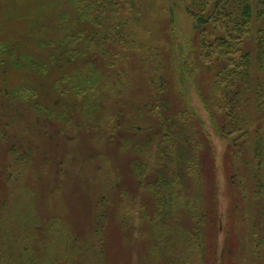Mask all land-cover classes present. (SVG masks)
<instances>
[{"label":"rangeland","instance_id":"rangeland-1","mask_svg":"<svg viewBox=\"0 0 264 264\" xmlns=\"http://www.w3.org/2000/svg\"><path fill=\"white\" fill-rule=\"evenodd\" d=\"M257 2L253 52L264 36ZM114 15L135 49L122 48L129 57L121 60L124 73L111 80L122 97L106 99L101 51L89 50L90 66L80 57L83 38L96 27L79 16L74 0H0L4 252L14 248L30 264H264V158L257 160L252 142L246 149L236 144L239 135L222 131L208 110L203 97H212L215 76L200 62L185 3L121 1ZM68 50L76 52L74 61L65 62ZM150 76L168 81L170 108L195 114L201 133L200 169L189 170L200 184L177 183V206L161 216L135 175V159L148 149L147 126L125 133L119 125L154 101ZM245 107L252 121L247 141L255 132L264 140V106L259 114L256 99ZM148 171L145 181L155 179Z\"/></svg>","mask_w":264,"mask_h":264},{"label":"trees","instance_id":"trees-1","mask_svg":"<svg viewBox=\"0 0 264 264\" xmlns=\"http://www.w3.org/2000/svg\"><path fill=\"white\" fill-rule=\"evenodd\" d=\"M74 1L79 7V16L85 18L92 27H96V30L92 28L93 33L89 35V38H83L86 46L80 57L90 66L93 60L88 56L89 50L92 52L91 50L95 47L97 51H101L100 56L105 59L102 67H105V77H107L103 81L104 96L106 99H109L112 94L122 97V89H115L111 80L115 78L118 82L121 81L120 75L124 73L121 64L129 57L123 53L125 50L122 48L127 47L133 50L135 47L133 44L130 46V42L122 32L121 25L115 22L114 14L120 12L121 1L130 0ZM183 2L189 16L196 22L195 44L199 49L200 62L207 69L213 70L215 76L211 83L212 97L209 96L208 99L203 97V100L213 119L224 126L221 128L222 131H228L229 128V135H239V142L236 141V144L246 149L252 142L253 150L259 161L264 158V140H256L259 132H255L256 138L247 141L248 137L252 136L248 128L252 121L249 120L248 116L251 114L245 107L248 101L256 99L255 113L259 114L264 106V101L261 100L264 99V82L260 79V76L264 75V36L259 37L257 44L253 47L255 52L249 50L250 42H248L254 21L255 0H183ZM257 4L260 6L257 15L261 18L264 16V0H258ZM98 28L103 33H100ZM82 36L85 34L82 33ZM110 46L113 49L108 50ZM68 51L71 56H65L67 60L65 62L74 61L76 52ZM254 54L257 81L253 83ZM52 63L56 64L53 60ZM37 67L46 72L50 69L49 66L44 69V65ZM147 82L148 97L154 101L151 104H144L136 115L125 116L119 125L125 133L141 131V127L137 128L141 126L140 124L147 126L145 129L147 135H145L146 139L143 144L148 149L145 151L144 158L135 159V175L140 186L151 194L156 208L154 210L157 215L161 216L166 211H174L177 206L174 198L177 183L183 184L186 179H190L200 184V181L196 179L198 175L189 170H198L201 164L198 149L201 133L191 120L195 119V114L178 112L179 109L170 108L165 99V95L170 91L167 80L150 76ZM92 88H86L88 89L87 99L88 92ZM18 92H21L23 96L28 93L27 89L22 88L18 89ZM102 94L97 97L105 99ZM2 105L3 103H0V109ZM187 164L193 165L189 167ZM148 169L156 174L155 179L151 181H145L149 173ZM2 171L0 164V264H30L22 257H17L14 248H11L8 254L3 250L1 223L9 198L2 196L6 190V184L2 182ZM10 242L16 246L17 237L12 235Z\"/></svg>","mask_w":264,"mask_h":264}]
</instances>
